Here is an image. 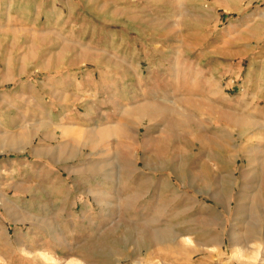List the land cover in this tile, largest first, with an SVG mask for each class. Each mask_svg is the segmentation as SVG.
<instances>
[{
  "label": "rangeland",
  "instance_id": "374dc122",
  "mask_svg": "<svg viewBox=\"0 0 264 264\" xmlns=\"http://www.w3.org/2000/svg\"><path fill=\"white\" fill-rule=\"evenodd\" d=\"M263 12L0 0V264H264Z\"/></svg>",
  "mask_w": 264,
  "mask_h": 264
},
{
  "label": "bare ground",
  "instance_id": "6f19581e",
  "mask_svg": "<svg viewBox=\"0 0 264 264\" xmlns=\"http://www.w3.org/2000/svg\"><path fill=\"white\" fill-rule=\"evenodd\" d=\"M263 17H264V12H263ZM235 122V121H234ZM63 132H65V131H63ZM62 132V133H63ZM104 132H105V130H104ZM64 134V133H63ZM102 132H99L98 133V137L100 138V136H102ZM28 136V135H27ZM15 140L14 139H11V141H7V142H12L11 144L10 143H7V142H5V141H3V143L2 142H0V148L2 147V146H13V147H15V148H22V147H24L26 144H30L29 142H30V138L28 139L27 137H25L24 138V140L22 141V139L20 140V141H18L17 143H15L14 142ZM2 149H3V147H2ZM183 242H184V244H187V245H189L190 244V242H191V239L189 238V237H184L183 238V240H182ZM181 242V241H180ZM182 242V243H183ZM232 255H233V257L234 258H236V259H242V258H244L243 257V255H244V253L242 254V250H240L239 248H234V249H232ZM41 256L43 257V259L44 260H51L52 261V264H60V262H58V261H55V260H53V259H50V258H48V256L47 255H45V254H41ZM252 258L254 257V255L253 256H251ZM254 259V258H253ZM3 259H1V257H0V261H2ZM5 260V259H4ZM243 261H245V260H243ZM5 262L7 263V261L5 260ZM77 264V263H76Z\"/></svg>",
  "mask_w": 264,
  "mask_h": 264
},
{
  "label": "crops",
  "instance_id": "0c3cea01",
  "mask_svg": "<svg viewBox=\"0 0 264 264\" xmlns=\"http://www.w3.org/2000/svg\"><path fill=\"white\" fill-rule=\"evenodd\" d=\"M122 58H125V57H122ZM124 61L126 60V58L125 59H123ZM136 62V61H135ZM132 63H133V61H132ZM137 63V62H136Z\"/></svg>",
  "mask_w": 264,
  "mask_h": 264
}]
</instances>
